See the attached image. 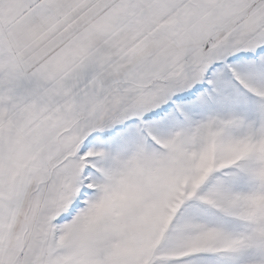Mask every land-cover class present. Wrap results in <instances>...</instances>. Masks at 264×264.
Masks as SVG:
<instances>
[{
  "label": "snow or ice",
  "instance_id": "6c2138e0",
  "mask_svg": "<svg viewBox=\"0 0 264 264\" xmlns=\"http://www.w3.org/2000/svg\"><path fill=\"white\" fill-rule=\"evenodd\" d=\"M0 264H264V0H0Z\"/></svg>",
  "mask_w": 264,
  "mask_h": 264
}]
</instances>
